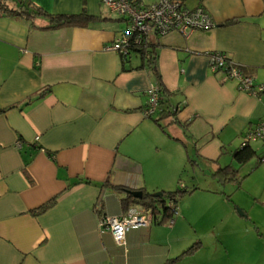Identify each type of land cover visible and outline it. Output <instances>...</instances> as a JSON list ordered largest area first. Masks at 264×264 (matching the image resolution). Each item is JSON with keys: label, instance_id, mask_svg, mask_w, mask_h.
<instances>
[{"label": "crops", "instance_id": "crops-1", "mask_svg": "<svg viewBox=\"0 0 264 264\" xmlns=\"http://www.w3.org/2000/svg\"><path fill=\"white\" fill-rule=\"evenodd\" d=\"M29 1L96 20L47 29L43 15L32 25L0 10V264H264L261 142L246 165L233 157L264 120V92L241 91L210 62L224 53L264 82V0H182L202 2L215 26L153 35L157 73L137 53L106 49L128 22L101 0ZM158 75L167 94L146 117ZM228 165L239 181L215 176ZM118 187L186 193L172 223L159 214L119 244L100 227L123 212Z\"/></svg>", "mask_w": 264, "mask_h": 264}, {"label": "built area", "instance_id": "built-area-1", "mask_svg": "<svg viewBox=\"0 0 264 264\" xmlns=\"http://www.w3.org/2000/svg\"><path fill=\"white\" fill-rule=\"evenodd\" d=\"M111 13L127 19L126 29L119 31L114 43L106 49L129 55L133 45L143 46L152 41L153 35L164 36L178 31L190 37L195 31L213 28L215 23L210 13L201 2L194 8L187 7L182 0H158L145 4L140 0H101ZM213 72H223V80L234 79L241 91L259 97L264 92V82H255L254 77L245 74L226 54L215 52L210 57ZM162 92L158 83L147 90V102L143 113L146 117H154L161 110ZM182 105L174 110L178 111ZM38 139V138H37ZM261 142L264 163V120L251 127L244 135L242 144ZM169 205L177 212V205ZM150 208L145 210L139 206H131L120 215L101 216L102 231L110 232L119 244L125 243L129 230L138 227H149L155 220ZM172 223V220L169 221Z\"/></svg>", "mask_w": 264, "mask_h": 264}, {"label": "trees", "instance_id": "trees-1", "mask_svg": "<svg viewBox=\"0 0 264 264\" xmlns=\"http://www.w3.org/2000/svg\"><path fill=\"white\" fill-rule=\"evenodd\" d=\"M8 1H14L17 6L10 7L8 5ZM0 10L9 14L10 16H18L25 18L30 21L32 25H34V21L38 16H45L49 20V24L46 26L47 29H58L62 27H74V26H87L90 22L96 20V17L88 14L86 10H83L80 13L74 14H50L46 11L40 9L29 0H0ZM152 41L143 46L133 45L132 50L129 55L121 56L126 60L132 53H137L140 55L142 60L144 61V65L148 66L153 72L157 73L156 60H157V51L152 46ZM159 81L157 82L161 87L162 92V100H161V108L164 104V97L167 94L166 89L163 83L160 81V77L158 75ZM45 91L41 92V96L44 95ZM167 110V109H166ZM4 111L0 109V112ZM157 122L159 120L155 119ZM256 155V150L252 147V143L250 144H242L240 147L234 151L233 157L241 166L246 165L250 160H252ZM262 158H260V162ZM240 171L238 168L232 167L230 165L225 167H220L215 172V176H217L221 182H232L239 181L241 176L239 175ZM124 189L128 192L127 197L123 199V212L127 211L131 206H139L145 210L152 209L153 213L157 217L159 214H162L163 221L172 220L173 215L175 214V210L169 205L170 202H174L176 205L178 201L184 196L186 190L183 188H177L175 191H162L163 195L155 196L154 193H149L146 190H142L141 197H135L133 189H125L123 187H118ZM56 199L49 201L48 203L42 205L38 209L34 210V213H40L47 210L54 204ZM194 248V247H193ZM192 250L189 249L187 251Z\"/></svg>", "mask_w": 264, "mask_h": 264}, {"label": "water", "instance_id": "water-1", "mask_svg": "<svg viewBox=\"0 0 264 264\" xmlns=\"http://www.w3.org/2000/svg\"><path fill=\"white\" fill-rule=\"evenodd\" d=\"M133 195L135 197H141L142 196V192L141 191H134ZM154 195L155 196H161V195H163V192L162 191H158V192H155Z\"/></svg>", "mask_w": 264, "mask_h": 264}, {"label": "rangeland", "instance_id": "rangeland-1", "mask_svg": "<svg viewBox=\"0 0 264 264\" xmlns=\"http://www.w3.org/2000/svg\"><path fill=\"white\" fill-rule=\"evenodd\" d=\"M262 150H260V152H261ZM262 153H263V151H262ZM187 175V174H186ZM184 181H186V179H185V176L182 178V182H184Z\"/></svg>", "mask_w": 264, "mask_h": 264}]
</instances>
